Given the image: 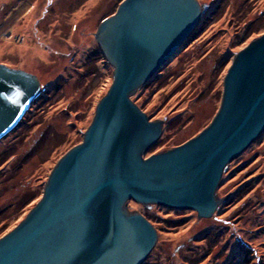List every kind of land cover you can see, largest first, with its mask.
<instances>
[{
    "label": "rangeland",
    "instance_id": "obj_1",
    "mask_svg": "<svg viewBox=\"0 0 264 264\" xmlns=\"http://www.w3.org/2000/svg\"><path fill=\"white\" fill-rule=\"evenodd\" d=\"M122 1L0 0V63L35 73L42 86L20 123L0 138V237L40 199L110 88L114 68L96 33ZM198 1L196 27L132 96L150 120H164L146 156L186 142L211 122L233 58L264 32V0ZM216 196L211 216L130 201L158 232L142 264H264V131L227 164Z\"/></svg>",
    "mask_w": 264,
    "mask_h": 264
},
{
    "label": "water",
    "instance_id": "obj_2",
    "mask_svg": "<svg viewBox=\"0 0 264 264\" xmlns=\"http://www.w3.org/2000/svg\"><path fill=\"white\" fill-rule=\"evenodd\" d=\"M198 0H123L96 33L113 81L80 143L56 163L42 196L0 237V264H142L158 239L129 207L161 204L211 216L227 164L264 131V32L233 58L220 107L197 135L146 156L163 132L132 96L196 27ZM40 78L0 63V138L24 117Z\"/></svg>",
    "mask_w": 264,
    "mask_h": 264
},
{
    "label": "flooded vegetation",
    "instance_id": "obj_3",
    "mask_svg": "<svg viewBox=\"0 0 264 264\" xmlns=\"http://www.w3.org/2000/svg\"><path fill=\"white\" fill-rule=\"evenodd\" d=\"M7 34L10 35V32H8ZM18 38H19V35H18ZM6 49H7V48H6ZM41 88H42V86H41ZM40 91H41V90H40ZM20 121H21V120H20ZM19 123H20V122H19ZM19 123H18V124H19ZM18 124H17V125H18ZM17 125H16V126H17Z\"/></svg>",
    "mask_w": 264,
    "mask_h": 264
},
{
    "label": "trees",
    "instance_id": "obj_4",
    "mask_svg": "<svg viewBox=\"0 0 264 264\" xmlns=\"http://www.w3.org/2000/svg\"><path fill=\"white\" fill-rule=\"evenodd\" d=\"M3 157H5V156H3ZM3 157H2V158H3ZM2 158H1V159H2ZM3 160H4V159H3ZM3 160H2V161H3ZM2 161H1V162H2Z\"/></svg>",
    "mask_w": 264,
    "mask_h": 264
}]
</instances>
